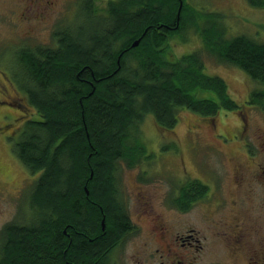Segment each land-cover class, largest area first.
<instances>
[{
	"label": "trees",
	"instance_id": "trees-1",
	"mask_svg": "<svg viewBox=\"0 0 264 264\" xmlns=\"http://www.w3.org/2000/svg\"><path fill=\"white\" fill-rule=\"evenodd\" d=\"M87 3L88 28H68L57 46H25L11 60L24 91L17 103L34 110L12 150L39 176L29 191L36 214L0 228V264H110L109 251L132 228L118 163L134 166L145 153V114L168 130L182 108L208 117L238 107L226 80L206 73L204 52L172 56L169 36L195 27L205 51L264 85V41L225 38L217 12L203 14L201 26L186 0H111L103 17ZM250 99L264 105V89ZM180 188L186 202L206 189L196 178Z\"/></svg>",
	"mask_w": 264,
	"mask_h": 264
},
{
	"label": "rangeland",
	"instance_id": "rangeland-1",
	"mask_svg": "<svg viewBox=\"0 0 264 264\" xmlns=\"http://www.w3.org/2000/svg\"><path fill=\"white\" fill-rule=\"evenodd\" d=\"M63 0L58 1L57 16L55 17L54 26L56 30L64 28L70 24V28L81 26L88 28V19H86L87 0H80L77 6V0H65L68 4L66 12L63 13ZM91 6L96 9V15L103 17L106 14V8L111 0H89ZM116 1V0H115ZM191 6L200 11L202 15L217 12L222 18L220 23L225 26L224 37L236 36L243 34L251 37L256 42L264 41V7L250 4L248 0H186ZM17 3L18 0H0V97L11 102L8 107L0 106V125L10 122L4 126V131H0V228L7 222L12 220L20 223L29 221L36 214L30 206L29 191L33 179H36L38 173H30L28 169L21 163L16 154L12 150L11 140H15L19 134V128L22 120L27 119L33 114V108H29L26 102L19 107L15 104L13 96L17 95V91L24 95V91L20 88L22 84L16 75L17 70L11 69V60L16 52L25 46L35 47L40 44L48 45L52 43L53 31L46 29L44 23L42 28L35 29L25 23L33 24V20L27 22H13L18 12H24ZM17 9V11H16ZM71 9V10H70ZM88 10V9H87ZM82 14L81 17L79 15ZM200 16L198 24L205 26L206 16ZM94 16V17H95ZM224 22V23H223ZM38 24V22H37ZM68 28V27H67ZM166 47L176 56L185 53L202 50L204 52L206 73L220 75L228 84V91L240 106L244 100L256 90L264 89L263 84L249 77L242 69L233 64L215 59L203 47V39L201 33L192 26L184 27L179 34L169 36L167 38ZM18 74V73H17ZM19 76V75H18ZM19 83V84H18ZM18 89V90H16ZM10 94L9 97L6 94ZM19 95V94H18ZM11 96V97H10ZM1 100V99H0ZM13 100V101H12ZM23 100V98H22ZM251 100L249 103L258 104ZM249 104V105H250ZM249 106L247 109H250ZM244 108H246L244 106ZM236 109H221L216 113V127L212 128L207 122V116L195 113L190 109L182 108L179 110L176 126L172 129H162L158 127L151 114H145V118L138 124L140 128V136L144 138V152L136 165L127 166L122 160L118 163L119 184L118 192L128 204V211L137 225H139L140 233L147 234V223L144 220H137L142 195L151 197L153 207L156 210L162 208L161 198L175 196L182 184H185L190 178H197L204 185L210 182V171L212 170L209 161L213 157L215 163L216 174L223 172L221 165V156L214 149V145L218 146L214 133L221 128L230 127L238 124V118L234 115ZM252 113L250 119L251 126L258 128L257 131L261 135L264 134V119L257 113ZM7 114V117H5ZM225 121V123H223ZM260 128V129H259ZM11 132V133H10ZM233 148H228L230 153ZM258 156L264 161V150L260 151ZM237 156V155H236ZM229 167L234 163L243 161V158L237 156L232 162L229 159ZM206 191V190H205ZM201 202L193 206L192 212L188 214L186 219L191 225L202 227V223L209 222L211 213V199L205 195H201ZM168 199V198H167ZM167 207L172 208V202L167 200ZM200 215H203L202 217ZM130 238V236H129ZM128 239V238H127ZM138 240V239H137ZM136 240V241H137ZM131 243L128 246L119 244L110 252L113 264H126V257L131 251L138 249V245ZM140 243L139 241H137ZM214 248L212 253L216 256ZM207 256H203V260Z\"/></svg>",
	"mask_w": 264,
	"mask_h": 264
},
{
	"label": "flooded vegetation",
	"instance_id": "flooded-vegetation-1",
	"mask_svg": "<svg viewBox=\"0 0 264 264\" xmlns=\"http://www.w3.org/2000/svg\"><path fill=\"white\" fill-rule=\"evenodd\" d=\"M18 1L21 2L17 3L19 9H24L25 13L19 11L16 14L13 20L15 24L33 20L35 21L33 24L25 23L34 27L33 32L42 28L43 23L50 32L55 29L53 23L57 16L59 0ZM61 3L65 13L68 4L65 0ZM80 4V0H77L75 10ZM67 27L70 28V24L60 30H52L50 34L54 33L52 43L48 45L42 43L38 46H57V34L67 31ZM9 95L6 94L7 97ZM0 99V106L3 104V106L7 104V107L12 106L7 99L1 97ZM14 99L16 106L21 105L17 103L18 100H22L20 91L13 96ZM250 101L249 95L236 108L234 115L238 118V124L226 127L225 130L221 128L214 133L218 146L214 145L211 152L215 149L219 153L224 170L219 175L216 174L215 161L212 157L209 161L212 168L209 174L210 182L203 184L206 188L205 195L212 202V216L209 217V222L202 223V227L197 228L188 223L186 217L184 218L192 212L193 206L201 202L200 192L193 193V200L186 202L184 193L179 188L175 196L161 198V203L158 204H161L164 211L156 210L152 206V198L142 195L137 220L138 222L144 220L147 223V234L143 235L140 233L139 225L134 223L128 211V204L122 197L132 228L119 240L117 246L119 244L130 246L137 239L140 242L136 241L138 249L131 251L126 257V264H264V161L258 156L261 154L259 152L264 150V134L261 135L257 131L258 128L251 126L250 121L252 117L250 111L264 119V105L259 102L250 104ZM249 106L253 110L249 111L247 109ZM207 122L215 128L216 114L209 115ZM8 123L10 122L0 125L1 132ZM228 148H233L230 153L227 151ZM236 155L241 156L243 161L229 167L228 157L232 156L229 159L232 162ZM167 200L173 203L172 208L167 207ZM212 248L217 251L216 256L212 253ZM110 252L107 256L110 264H113ZM205 255L207 259L203 260Z\"/></svg>",
	"mask_w": 264,
	"mask_h": 264
},
{
	"label": "water",
	"instance_id": "water-1",
	"mask_svg": "<svg viewBox=\"0 0 264 264\" xmlns=\"http://www.w3.org/2000/svg\"><path fill=\"white\" fill-rule=\"evenodd\" d=\"M181 4H182V1H180V5H179V9H178V12H177V18H178V16H179V13H180V10H181ZM139 42H138V39H136V40H134V41H132V46H136L137 44H138Z\"/></svg>",
	"mask_w": 264,
	"mask_h": 264
}]
</instances>
